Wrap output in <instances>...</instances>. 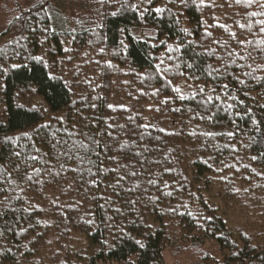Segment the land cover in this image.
Masks as SVG:
<instances>
[{
    "label": "trees",
    "instance_id": "16d2710c",
    "mask_svg": "<svg viewBox=\"0 0 264 264\" xmlns=\"http://www.w3.org/2000/svg\"><path fill=\"white\" fill-rule=\"evenodd\" d=\"M14 4L0 264H264V0Z\"/></svg>",
    "mask_w": 264,
    "mask_h": 264
},
{
    "label": "rangeland",
    "instance_id": "374dc122",
    "mask_svg": "<svg viewBox=\"0 0 264 264\" xmlns=\"http://www.w3.org/2000/svg\"><path fill=\"white\" fill-rule=\"evenodd\" d=\"M37 0H17V2L19 4H21L22 6H28L29 4L36 2ZM218 1V0H215ZM16 0H0V30L3 28V24L5 23L6 17L8 15V11L13 9L15 7V3ZM13 5V6H12ZM70 8H72V4H68ZM5 7V9H4ZM222 7V6H221ZM216 13L218 14V21L222 22L225 24V22L231 23L234 19V15L233 12H229L228 10L223 11L219 8L216 9ZM220 13H222L220 15ZM227 15L228 17L226 18ZM77 64V63H76ZM152 111L155 109V107H152ZM167 110V108H165L163 111ZM162 111V113H163ZM150 116L159 120H164V119H168L169 116H167V114H165L163 117H154L152 112L150 113ZM167 123V122H166ZM245 212V208L244 210H240V208H232L231 210H229V214L227 213V217L230 221V223L234 226H244L245 228L250 227V225L248 224V218H245L243 213ZM248 215V212H247ZM55 241V240H53ZM193 252L189 251V253L187 254H192ZM187 254L183 255V257L181 258H173L172 255L169 252L165 253V260L167 262V264H188L191 261L194 260V258L192 256L189 255V257L187 256ZM194 255V254H193ZM195 256V255H194Z\"/></svg>",
    "mask_w": 264,
    "mask_h": 264
},
{
    "label": "snow or ice",
    "instance_id": "6c2138e0",
    "mask_svg": "<svg viewBox=\"0 0 264 264\" xmlns=\"http://www.w3.org/2000/svg\"><path fill=\"white\" fill-rule=\"evenodd\" d=\"M239 2H240V0H237V3H239ZM248 2L251 3L252 0H248ZM157 11H159V10H157ZM252 15L255 16V15H257V13H253ZM220 27H223V26L221 25ZM262 31H264V27H262ZM225 87H227V85H225ZM176 91H179V89H176ZM201 91H203V89H201Z\"/></svg>",
    "mask_w": 264,
    "mask_h": 264
}]
</instances>
